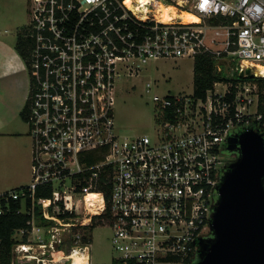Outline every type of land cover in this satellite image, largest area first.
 Masks as SVG:
<instances>
[{"label": "built area", "instance_id": "built-area-1", "mask_svg": "<svg viewBox=\"0 0 264 264\" xmlns=\"http://www.w3.org/2000/svg\"><path fill=\"white\" fill-rule=\"evenodd\" d=\"M127 1L29 0L32 177L0 194V216L21 200L32 219L13 234L12 264H75V253L91 251L95 229L85 227L94 223L112 231L108 264H196L236 159L229 138L264 137V0ZM164 8L180 15L165 23ZM199 55L220 76L205 97L155 96L150 133L117 131L119 78ZM41 187L51 196L37 197Z\"/></svg>", "mask_w": 264, "mask_h": 264}, {"label": "rangeland", "instance_id": "rangeland-1", "mask_svg": "<svg viewBox=\"0 0 264 264\" xmlns=\"http://www.w3.org/2000/svg\"><path fill=\"white\" fill-rule=\"evenodd\" d=\"M177 12L175 16H179ZM29 0H0V95L9 102L17 99L18 116L13 119L9 129L24 134L26 138L19 144L24 146L29 164L21 165L19 171L12 170L9 164L12 148L17 142L14 138L0 136V191L15 190L20 185H29L32 142L27 137L29 127L22 119V111L28 104L30 74L24 58L16 48L17 34L22 29L29 30ZM193 58L152 60L143 66L134 78L122 76L117 80L115 115L117 131L126 136L150 133L155 126L157 104L153 98L159 96L188 95L194 90ZM150 87H147V84ZM149 89V92L147 90ZM3 93V94H2ZM11 97V98H10ZM5 113L0 119L5 121ZM3 120V121H2ZM229 155V154H228ZM230 157V156H229ZM103 225V224H102ZM112 231L98 226L93 232V244L89 252L94 264H108L117 253L112 245Z\"/></svg>", "mask_w": 264, "mask_h": 264}, {"label": "water", "instance_id": "water-1", "mask_svg": "<svg viewBox=\"0 0 264 264\" xmlns=\"http://www.w3.org/2000/svg\"><path fill=\"white\" fill-rule=\"evenodd\" d=\"M227 152L236 159L218 186L196 264H264V137L253 129L233 135Z\"/></svg>", "mask_w": 264, "mask_h": 264}, {"label": "trees", "instance_id": "trees-1", "mask_svg": "<svg viewBox=\"0 0 264 264\" xmlns=\"http://www.w3.org/2000/svg\"><path fill=\"white\" fill-rule=\"evenodd\" d=\"M27 29H22L17 34L16 48L20 55L26 60L31 52L32 43L31 40L26 38ZM220 76L215 71V61L208 55H199L195 59L194 63V92L197 97H205L206 91L210 89L214 82L218 81ZM28 106V105H27ZM24 109L22 115L25 120L28 116V109ZM105 191L107 197L106 188ZM51 191L43 187L37 191V197H49ZM31 207V201L26 202V209ZM23 208L21 200L11 201L10 210L0 216V264H12L14 240L13 234L18 229H27L30 226L28 222L31 221V216L27 213H19ZM97 224L94 223L89 227H85L93 231ZM87 239H85L86 241Z\"/></svg>", "mask_w": 264, "mask_h": 264}, {"label": "crops", "instance_id": "crops-1", "mask_svg": "<svg viewBox=\"0 0 264 264\" xmlns=\"http://www.w3.org/2000/svg\"><path fill=\"white\" fill-rule=\"evenodd\" d=\"M2 41H3V35L0 34V42L2 43ZM16 107H17V99H15V101H13V102L9 99V102L7 103V100L4 98V96L1 97V95H0V117H1L2 113L3 114L5 113V115H6L5 121L3 123L1 122V119H0V136L9 137L12 139L14 138L17 141L14 144L15 146H13V148H12V154L10 155L11 161H9V164H10L11 169L13 171L14 170L19 171L21 165L24 163L26 165H28L29 164L28 155L30 154L26 151L27 148H25L24 146L19 144L20 141H24L25 139H28V138H26V136L24 134H21L18 131H12L11 132L10 130H7V129L5 130V127H7L8 129L10 128L8 126H10V124H12L11 122L13 121V119L18 116V110H15ZM23 111H22V113H23ZM22 113H21V115H22ZM22 119H23V115H22ZM28 134H27V137H29ZM31 162H32V150H31V160H30V176H31ZM24 186H27V185H24ZM20 187H23V186L20 185L17 188H20ZM17 188H15V189H17ZM9 191H11V190H9ZM5 192H8V191H5ZM5 192L0 191V194H3Z\"/></svg>", "mask_w": 264, "mask_h": 264}, {"label": "bare ground", "instance_id": "bare-ground-1", "mask_svg": "<svg viewBox=\"0 0 264 264\" xmlns=\"http://www.w3.org/2000/svg\"><path fill=\"white\" fill-rule=\"evenodd\" d=\"M143 2H147L149 0H142ZM132 2V0H128L127 4L130 5ZM170 12H174V14H170ZM175 9L174 8H164L162 9V12L159 13L157 16L158 18H160L163 22L165 23H170L172 22L175 18H177L175 16ZM181 19L184 20V22H188V23H199L200 19L196 16L190 15V14H186V13H182L181 14ZM259 71H261L262 73H264V67H259ZM92 197L94 196H88L89 200L92 199ZM89 256V252L86 251L85 255L81 254L79 252L75 253L73 258H74V262L75 264H87V259Z\"/></svg>", "mask_w": 264, "mask_h": 264}, {"label": "flooded vegetation", "instance_id": "flooded-vegetation-1", "mask_svg": "<svg viewBox=\"0 0 264 264\" xmlns=\"http://www.w3.org/2000/svg\"><path fill=\"white\" fill-rule=\"evenodd\" d=\"M233 156H235V157H236V155H235V154H233Z\"/></svg>", "mask_w": 264, "mask_h": 264}]
</instances>
